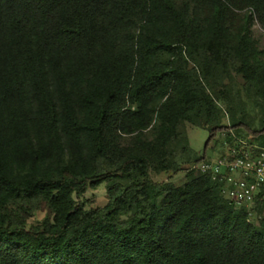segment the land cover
Listing matches in <instances>:
<instances>
[{"label":"trees","instance_id":"trees-1","mask_svg":"<svg viewBox=\"0 0 264 264\" xmlns=\"http://www.w3.org/2000/svg\"><path fill=\"white\" fill-rule=\"evenodd\" d=\"M254 16L264 0H0V264H264V221L203 156L181 185L150 178L181 170L185 123L264 147ZM102 183L104 206L79 201ZM41 202L52 221L15 219Z\"/></svg>","mask_w":264,"mask_h":264},{"label":"rangeland","instance_id":"rangeland-1","mask_svg":"<svg viewBox=\"0 0 264 264\" xmlns=\"http://www.w3.org/2000/svg\"><path fill=\"white\" fill-rule=\"evenodd\" d=\"M240 15H243L248 12V8L241 10H236ZM251 37L256 42L258 49H264V28L261 26L256 16H254V23L251 26ZM233 83L238 87H242V79L240 76L234 75ZM242 99L246 101L244 108L246 110V118L248 121H254L255 125L257 124V110L253 107L252 103L248 101L244 94L242 93ZM220 107L225 110V105L220 103ZM259 116V114H258ZM223 124H228V116L224 115L222 119ZM185 133L188 136L190 150L189 153L183 159H179L181 170L179 172H168V173H150V178L156 183L162 182H172L175 185H181L185 182L186 168L189 166V163L185 162L186 158L193 160L195 157L203 156V159H216L219 155L226 150V147L229 144L227 142V136L225 132H220L214 136L213 140L207 146L209 141L210 132L206 129L196 127L190 123H185L183 126ZM234 133V132H233ZM232 133V135H234ZM231 135V138H232ZM234 142L238 141H248L249 138L243 137L237 139L233 138ZM108 200L107 196V184L102 183L94 188H89L79 201L83 202L87 208H97L102 207L106 204ZM15 210V219L18 221H24L26 228L28 229H37L41 226L43 221L49 220L52 221L53 214L47 205L44 202H41L37 206L23 205L22 207H13Z\"/></svg>","mask_w":264,"mask_h":264},{"label":"built area","instance_id":"built-area-1","mask_svg":"<svg viewBox=\"0 0 264 264\" xmlns=\"http://www.w3.org/2000/svg\"><path fill=\"white\" fill-rule=\"evenodd\" d=\"M192 168L210 176L235 207L245 208L249 223L264 221V147L238 141L216 159H201Z\"/></svg>","mask_w":264,"mask_h":264}]
</instances>
